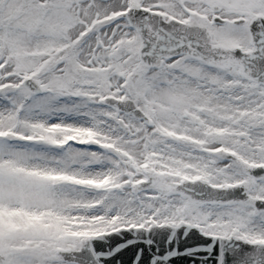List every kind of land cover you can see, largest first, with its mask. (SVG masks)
<instances>
[{"label": "snow or ice", "instance_id": "1", "mask_svg": "<svg viewBox=\"0 0 264 264\" xmlns=\"http://www.w3.org/2000/svg\"><path fill=\"white\" fill-rule=\"evenodd\" d=\"M0 264H264V0H0Z\"/></svg>", "mask_w": 264, "mask_h": 264}]
</instances>
